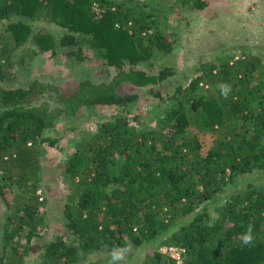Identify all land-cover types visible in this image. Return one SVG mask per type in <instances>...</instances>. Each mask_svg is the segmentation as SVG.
Wrapping results in <instances>:
<instances>
[{"label": "trees", "instance_id": "16d2710c", "mask_svg": "<svg viewBox=\"0 0 264 264\" xmlns=\"http://www.w3.org/2000/svg\"><path fill=\"white\" fill-rule=\"evenodd\" d=\"M96 1L103 8L99 13L92 9L94 0H0V25L6 23L5 32L11 34L0 33L6 263L13 264L19 247H11L13 241L32 248L43 221L46 199L38 192L41 145L49 141L44 133L83 107L135 101L137 93L121 90L125 83L146 87L174 75L170 67L157 74L138 68L153 49L167 46L165 36L148 32L149 14L127 0ZM184 1L193 9L208 5V0ZM43 13L66 30L59 41L50 33H33L28 19ZM31 38L39 51L30 55L55 54L61 46L69 48V56L76 48L84 59L88 43L118 72L105 82L84 79L70 91L39 80L26 88H6L2 83L13 64V49ZM196 71L188 85L176 86L174 104L156 127L135 131L125 117H117L99 127L91 146H78L68 158L66 172L73 187L64 205L67 234L34 248L44 249L40 264L78 263L106 249L128 243L140 247L162 236V245L185 249L182 264H264V182H248L242 191L227 194L213 222L210 208L233 184L264 173V56L246 49L222 52L201 59ZM222 82L231 85L227 98L218 88ZM202 85L204 95L197 91ZM151 91L164 99L160 90ZM45 95L49 98L38 102ZM189 129L194 133L185 137ZM207 132L215 136L208 147L198 135ZM249 224L255 239L245 246L242 237ZM9 245L13 255L7 252ZM161 258L154 253V264Z\"/></svg>", "mask_w": 264, "mask_h": 264}, {"label": "rangeland", "instance_id": "374dc122", "mask_svg": "<svg viewBox=\"0 0 264 264\" xmlns=\"http://www.w3.org/2000/svg\"><path fill=\"white\" fill-rule=\"evenodd\" d=\"M128 5H137L141 11L149 14L152 28L149 33H160L167 39L164 49H153V55L146 63L139 64L138 68L148 73L157 74L160 70L170 67L174 75L157 85L136 87L131 83L122 85L121 90L126 94L137 93L138 98L126 105H97L81 108L74 116H62L56 121L53 128L44 133L49 141L41 145V186L38 194L46 199L42 224L26 249L19 242L13 264H40L39 254L34 251L36 246L43 247L59 235L66 236V217L64 205L68 200L72 183L66 172L68 158L80 145L91 146L93 136L98 133L104 123L114 122L117 117H125L132 130L156 127L165 116L167 108L174 104V92L178 85H188L197 75L196 67L201 59L212 58L216 54L242 49L253 51L264 56V0H208L203 9H193L184 0H127ZM92 9L99 13L103 11L100 3L94 0ZM105 9V8H104ZM33 27V33L42 31L50 33L59 41L66 30L53 23L44 13L38 19H28ZM6 23L0 25V33L5 32ZM1 46V45H0ZM66 47L58 46L55 54L37 52L30 55L32 50L39 51L31 38L28 43L15 47L12 52V66L8 67L6 79L2 83L6 88H26L33 80L53 83L60 89L70 91L84 79L95 82L111 80L118 72V68L106 64L100 52L85 43L84 54L81 59L76 54L68 55ZM79 55V54H78ZM128 65L126 69H128ZM152 89L160 90L163 100L153 94ZM200 94L204 95L205 88L200 86ZM48 95L38 102L46 100ZM55 106V101H51ZM254 105H258L255 102ZM194 133L189 129L184 136ZM208 147L212 145L214 135L198 134ZM182 136L178 139L181 141ZM54 141V144L51 142ZM264 144V139L262 141ZM248 182L260 184L264 182V173L255 172L250 178L233 184L227 188L218 202L210 204L213 222L222 202L227 194L242 191ZM44 201V200H43ZM7 206L0 198V264H9L4 261L3 226ZM164 236L146 243L143 246H134L131 243L125 259L120 264H154V253L159 252L162 258L159 264H171L170 258L161 249ZM26 245V244H25ZM10 245L7 247L11 253ZM10 248V249H9ZM114 248L105 250L101 254L89 256L86 260L73 264H109L111 252ZM123 248V247H121ZM4 258V259H3Z\"/></svg>", "mask_w": 264, "mask_h": 264}, {"label": "clouds", "instance_id": "9594fccd", "mask_svg": "<svg viewBox=\"0 0 264 264\" xmlns=\"http://www.w3.org/2000/svg\"><path fill=\"white\" fill-rule=\"evenodd\" d=\"M218 88H219L221 95L224 96L225 98H227L228 94L231 91V85L222 82L218 85ZM254 239H255V237L253 235V225L249 224L247 226L245 232L243 233L242 243L245 246H249V245H252ZM127 252H128L127 247L114 248L110 254L111 259L109 261V264H120V262L125 259Z\"/></svg>", "mask_w": 264, "mask_h": 264}, {"label": "built area", "instance_id": "2783aa9c", "mask_svg": "<svg viewBox=\"0 0 264 264\" xmlns=\"http://www.w3.org/2000/svg\"><path fill=\"white\" fill-rule=\"evenodd\" d=\"M161 251L166 254L170 259L175 260L178 264L183 263L185 249L177 245L164 246Z\"/></svg>", "mask_w": 264, "mask_h": 264}]
</instances>
